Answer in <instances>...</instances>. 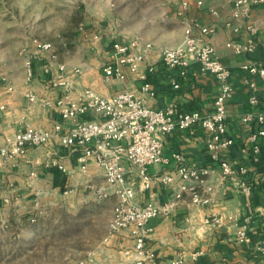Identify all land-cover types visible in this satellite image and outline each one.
I'll list each match as a JSON object with an SVG mask.
<instances>
[{"label": "crops", "instance_id": "crops-1", "mask_svg": "<svg viewBox=\"0 0 264 264\" xmlns=\"http://www.w3.org/2000/svg\"><path fill=\"white\" fill-rule=\"evenodd\" d=\"M189 1L190 7L186 11H183L180 0L178 3L177 20L181 27L177 40L167 44L158 39L152 41L140 37L144 41L153 42V48L141 69L145 70L149 64L155 65L156 69L151 75L155 96L145 95L139 90L140 81L134 74H129L124 83L104 79L101 65L108 54L110 39L108 37L101 42L93 41V47L88 45L90 47L88 62L77 77V85L80 88L91 87L103 96L130 88L155 109L177 104L184 111L199 110L211 113L219 92V84L215 77L209 73H202L200 65L195 63L188 69V77L182 78L177 69L168 70L162 64L161 55L165 48H173L183 42L188 26L193 27L194 35L200 43L213 45L221 60L232 70L231 81L235 87L234 97L228 103V131L234 139V144L221 153V158L235 166L248 168L246 178L252 184L253 191L252 194L238 192L235 189L236 181L230 184L223 183L221 174L216 169L206 176L207 184L214 187L211 203L197 205L192 202L189 192L184 193L183 199L169 215L150 221L153 233L148 245L157 255L155 264H172L181 254L188 264H264V138L259 140L261 149L255 154L253 150L255 143L250 140V135L258 130L259 123L244 120L248 113L264 111V80L259 74L250 73L242 68L249 62L264 67V3L253 5L251 16L247 20H236L233 16L235 10L233 0H203L202 7L197 5L198 0ZM250 24L257 28L256 49L252 52L236 53L227 47L229 41L244 42L251 37L247 28ZM206 27L213 28V31L203 33L202 29ZM235 28L238 31H235ZM42 60L41 68L48 59L43 57ZM36 68V78L31 83L26 78L9 81L14 86L13 92H8L5 83L0 82V104L6 105L5 110H0V147L5 143V137L14 134L22 124L48 128L54 121L60 119L52 108L36 103L28 104L25 96L27 90L34 89L39 93L46 91L38 62ZM173 77L180 82V87L176 88L171 84ZM252 82L256 87H252ZM252 95L258 97V103L255 105L250 103ZM210 141V132L202 128L187 131L177 129L166 137L164 154L170 156L174 152H180L190 166L211 165L216 168L218 161L212 160L208 149ZM50 149L58 150L65 155V163L72 169L69 174H63L57 169H47L40 164ZM32 169L39 171L37 178L31 179ZM171 172L175 176L174 183H159L149 190L141 187L140 177L136 172H129L128 177L135 183L134 201L139 205H145L151 202L165 203L173 199L180 185V176L173 166L154 164L148 168L151 175ZM69 187L80 189L79 201L87 199L86 196L95 198L97 196L95 190L98 187L105 189L109 192L108 197L116 202L111 208L99 207L97 210L99 209V212L107 210L113 215V207L118 198L114 187L106 183L101 168L91 163L88 172H80L75 155L61 145L59 138L45 146L30 147L25 156L17 161H9L0 172V220L2 223L6 222L8 215L11 214L34 216L42 208L36 202V196L38 200L41 197L44 204L43 201L47 197L50 198L52 194L58 195ZM66 190L64 193L67 194ZM10 196H14L12 201L6 203L4 198ZM209 213L221 215L225 219L224 226L212 228L205 225L203 221ZM229 216L236 217L240 222L227 219ZM244 224H247L250 237L247 240H240L238 230ZM130 236L128 230L113 234L108 242L105 241V236L90 261H87L88 258L84 260L85 264H127L129 259L121 250L132 245ZM197 250L204 251V255L194 261L192 253Z\"/></svg>", "mask_w": 264, "mask_h": 264}, {"label": "built area", "instance_id": "built-area-1", "mask_svg": "<svg viewBox=\"0 0 264 264\" xmlns=\"http://www.w3.org/2000/svg\"><path fill=\"white\" fill-rule=\"evenodd\" d=\"M181 7L186 11L190 7L189 0H181ZM236 20L248 19L251 16L253 5L264 3V0H233ZM197 5L202 7L203 0ZM212 12L217 13L215 10ZM251 37L244 42L229 41L227 47L236 53L252 52L256 49L257 28L248 25ZM203 33H210L213 28L202 29ZM235 31H238L235 28ZM105 37L109 39V49L101 70L104 79L125 82L129 74L139 79V90L149 96H155L151 75L156 67L153 64L142 70L151 49L152 41H144L140 37L110 36L97 32L93 35L94 42H101ZM51 42L38 41L34 49L24 56L26 79L35 81L37 61L46 57L48 61L42 65L41 73L46 91L39 93L34 89L27 90L25 96L28 104H39L52 108L60 119L54 121L48 128H37L30 124H22L14 134L5 137V143L0 147V172L11 160H19L27 154L30 147H39L49 144L59 138L61 145L75 155L78 170L86 173L89 165L94 163L103 170L105 181L114 187L117 203L109 225V234L105 241L122 230H128L132 245L124 247L122 252L128 258L127 264H155L157 255L148 245L153 233L150 221L160 216L169 215L183 199V194L189 192L191 200L197 205H208L212 201L213 185L207 184L206 176L219 170L223 183L236 181L235 189L238 192L252 194V184L246 175L248 168L235 166L221 158V153L234 144V139L228 131L229 111L228 103L234 97V88L231 78L232 70L221 60L216 48L210 43H200L194 35L193 27L188 26L185 39L177 46L167 47L162 51L161 62L168 70L177 69L182 78L188 77V69L195 63L200 65L202 73L212 74L219 84V92L214 100V110L203 113L199 110L184 111L177 104L164 109H155L147 104L143 97H138L130 88H124L111 95L103 96L91 87L80 88L77 77L82 69H69L67 64L56 62ZM244 70L259 74L264 80V67L255 62L242 66ZM8 92L14 91L12 83L4 78ZM171 84L178 88L180 82L173 77ZM256 87L255 83H251ZM251 104L258 103V97L252 95ZM6 105L0 104V110ZM245 121L254 120L259 123L256 132L250 135L254 141V153L260 152L259 140L264 138V111L248 113ZM202 128L211 134L209 151L212 160L218 161L213 166L193 167L186 162V157L180 152L166 156L164 153L165 139L174 130H193ZM47 169H57L63 174H69L72 169L65 163V155L58 150L48 151L40 163ZM154 164L173 166L180 176L179 189L175 197L165 203H147L139 205L134 201V180L128 177L134 171L140 177L141 187L144 190L153 188L156 184L174 183V173L151 175L148 168ZM31 179L39 176L37 169L30 172ZM75 189L69 187L66 192ZM206 194V195H205ZM96 195L105 198L109 195L105 189L97 188ZM14 196L4 198L10 203ZM43 214L39 210L32 218ZM227 219L239 223L240 221L229 216ZM204 224L212 228L224 226L225 219L217 213H209L204 218ZM247 225V224H246ZM245 224L240 226L238 237L247 240L250 231ZM204 251L192 253V259L197 261ZM172 264H188L184 255L178 256Z\"/></svg>", "mask_w": 264, "mask_h": 264}, {"label": "rangeland", "instance_id": "rangeland-1", "mask_svg": "<svg viewBox=\"0 0 264 264\" xmlns=\"http://www.w3.org/2000/svg\"><path fill=\"white\" fill-rule=\"evenodd\" d=\"M178 3L179 0H0V82H5L4 78L11 81L27 77L24 56L38 41L51 42L57 55L55 61L67 64L69 69L85 66L88 45L93 47L97 32L169 44L179 38ZM41 61H37L40 68ZM74 189L50 195L44 204L36 196L43 210L36 222L30 221L27 214L8 215L4 223L0 220V264L90 261L100 241L109 234L113 216L97 208H111L116 201L108 196H86L79 201L80 189Z\"/></svg>", "mask_w": 264, "mask_h": 264}, {"label": "trees", "instance_id": "trees-1", "mask_svg": "<svg viewBox=\"0 0 264 264\" xmlns=\"http://www.w3.org/2000/svg\"><path fill=\"white\" fill-rule=\"evenodd\" d=\"M32 218H33V216H32V215H30V216H29V220L31 221V220H32ZM40 218H41V216H36V221H38ZM36 221H35V222H36ZM32 222H33V221H32Z\"/></svg>", "mask_w": 264, "mask_h": 264}]
</instances>
